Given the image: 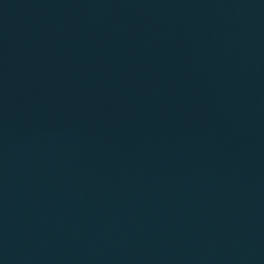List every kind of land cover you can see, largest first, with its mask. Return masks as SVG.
<instances>
[{"label":"water","instance_id":"95a60500","mask_svg":"<svg viewBox=\"0 0 264 264\" xmlns=\"http://www.w3.org/2000/svg\"><path fill=\"white\" fill-rule=\"evenodd\" d=\"M0 264H264V0H0Z\"/></svg>","mask_w":264,"mask_h":264}]
</instances>
